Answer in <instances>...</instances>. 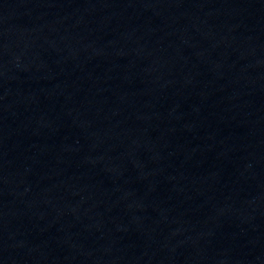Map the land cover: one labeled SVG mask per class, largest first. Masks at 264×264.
<instances>
[{
	"label": "water",
	"instance_id": "95a60500",
	"mask_svg": "<svg viewBox=\"0 0 264 264\" xmlns=\"http://www.w3.org/2000/svg\"><path fill=\"white\" fill-rule=\"evenodd\" d=\"M0 15L140 43L264 51V0H0Z\"/></svg>",
	"mask_w": 264,
	"mask_h": 264
}]
</instances>
